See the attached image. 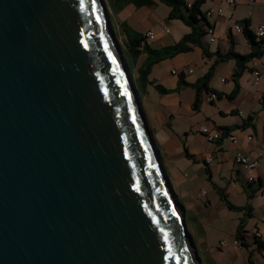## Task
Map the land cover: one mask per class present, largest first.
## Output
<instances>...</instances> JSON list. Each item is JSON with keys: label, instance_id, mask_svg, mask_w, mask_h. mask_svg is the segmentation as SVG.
Instances as JSON below:
<instances>
[{"label": "water", "instance_id": "1", "mask_svg": "<svg viewBox=\"0 0 264 264\" xmlns=\"http://www.w3.org/2000/svg\"><path fill=\"white\" fill-rule=\"evenodd\" d=\"M0 264H202L105 0H0Z\"/></svg>", "mask_w": 264, "mask_h": 264}, {"label": "crops", "instance_id": "2", "mask_svg": "<svg viewBox=\"0 0 264 264\" xmlns=\"http://www.w3.org/2000/svg\"><path fill=\"white\" fill-rule=\"evenodd\" d=\"M153 1L152 5L138 6L129 1L105 0L113 28L122 42L129 38L122 31L123 26L144 36L152 31L154 38H147L146 42L153 50L175 45L191 32L182 21L170 18L169 7ZM236 4H250L256 9L264 5V0H237ZM223 5L224 0H205L201 9L206 6L204 13L212 8L222 10ZM237 7L235 5L233 11ZM234 13L206 18L205 30L209 25L215 30L214 41L209 35L204 37L210 57H205L203 50L195 46L191 51L155 63L149 75L150 84L142 93V102L171 185L183 205L186 222L194 229L190 233L196 246H202L200 252L209 255L213 264H222L225 257L233 259L243 252L245 264H249V256L253 264H264V249L259 248V243L264 244V55L257 66L259 81H256L255 69H246L233 99L229 96L235 89L233 74L237 63L234 59L216 63L218 58L212 55L227 53L231 39L235 42V52L249 54L251 47L244 33L235 32L233 27L249 19L254 31L264 26V20L256 22L253 13L234 19ZM146 58L147 55L142 54L136 66L139 63L140 67ZM213 64L216 66L209 89L220 97L210 102L207 93L202 91L197 100V92L190 84L203 77ZM248 66L252 68L251 63ZM181 75L189 85L178 89ZM157 85L169 91L162 93ZM200 127L217 128L222 132L226 128L236 137V143L225 135L210 142L199 132ZM239 154L258 161L259 165L254 169L239 165L236 162ZM208 159L211 161L207 162ZM251 177L253 181L249 180ZM223 197L241 210L230 208ZM229 229L233 230L230 247L220 246L223 242L220 241L208 248L214 234L221 235ZM239 231L243 240L235 245ZM256 232H260V239L256 238Z\"/></svg>", "mask_w": 264, "mask_h": 264}, {"label": "trees", "instance_id": "3", "mask_svg": "<svg viewBox=\"0 0 264 264\" xmlns=\"http://www.w3.org/2000/svg\"><path fill=\"white\" fill-rule=\"evenodd\" d=\"M116 1H120V2L129 1L137 4L138 6L152 5L154 3L153 0H116ZM158 1L170 8L171 19H177L182 21L185 25L191 28V32L186 34L183 37V39L180 42L176 43L175 45L167 46L159 50H153L149 47V45L146 42V39L148 38L147 36L136 33L131 29H129L127 26H123L121 28L122 31L126 33V35H128L129 37L127 41H123L124 46L122 47V50L125 59L128 63V66L130 68V72L133 77L134 84L139 91L140 98L144 89H146L148 84H150L149 75L151 73V69L153 65L158 61H161L165 58L173 57L180 53L191 51L195 46H198L203 50V54L205 57L206 56L210 57L208 48L204 42V37L207 35L205 30V26H206L205 23H207V21L204 12L201 9V6L205 2V0H194L191 6H188L187 4L188 0H158ZM240 23L242 24L243 27V33L250 44L251 47L250 53L246 55H241L235 52L234 50L235 42L234 40L231 39L230 49L227 53L221 54L220 52H216L212 54L214 56H217L218 58L216 63L231 59H234L237 63V69L233 74L235 89L233 93L230 94L229 96L230 99L235 98L239 92V79L242 73L246 69H250L251 71H254L253 68L251 67L249 68L248 64L251 63L255 58H260L264 55V37H258L255 35L254 31L251 30L250 28L251 24L249 19H244ZM115 33L117 37H119L116 30ZM142 54H146L147 58L143 62V64L137 68L138 76L134 77L133 70L136 66L139 57ZM128 56L131 58L134 64L133 67H131V65L129 64ZM215 66L216 64H213L209 69V71L203 77H201L195 83L190 84L197 92V100L199 94L202 91H205L207 94L214 93V92H210L211 90L209 89V83L213 76ZM187 85L189 84L185 81V78L181 75L179 77L178 89H181L182 87H185ZM156 87L162 93H167L169 91L161 87L160 85H157ZM217 96L218 98L220 97V95L218 94ZM244 126L246 125L243 124V127ZM223 130H224V135L227 136L229 134V130H227L226 128H223ZM223 198L225 199V201L227 202L230 208L241 210L240 208L230 204L225 197ZM237 240L239 242L243 240V235L241 234L240 231L237 233ZM259 248L264 249V244L259 243ZM248 263L253 264L250 256Z\"/></svg>", "mask_w": 264, "mask_h": 264}, {"label": "built area", "instance_id": "4", "mask_svg": "<svg viewBox=\"0 0 264 264\" xmlns=\"http://www.w3.org/2000/svg\"><path fill=\"white\" fill-rule=\"evenodd\" d=\"M226 1L230 5H235L237 3V0H226ZM192 2H194V0H188L187 1L188 6H191ZM221 12H222L221 9L212 8V9L208 10L207 12H205L204 14H205V17L208 18V17L214 16L215 14H220ZM233 29L237 33L243 32V27L240 24H235ZM206 33H207V35L211 36V41L215 40V38H214L215 30H214V27H212V25L207 26ZM254 33L258 37H264V26L263 25L258 26L254 30ZM146 35L150 39L154 38V34H153L152 31H149ZM260 62H261L260 58H255L251 62L252 68L255 69L254 75L256 77V81H259V79H260V72L257 70V66H258V64ZM173 73H176V71H173ZM207 95H208L207 96L208 100L210 102H214V101H216L218 99V96L215 93H209ZM263 127H264V123H263ZM199 132L201 134L205 135L207 140L210 141V142H216V141H218V140H220V139H222L224 137V132H222V130H219L217 128L200 127L199 128ZM226 137L229 140H231L233 143H236V137L233 134H228ZM248 139L251 140L252 137L249 136ZM210 161H211L210 159L207 160V162H210ZM236 162L239 165L245 166V167H247L249 169H254V168H256L259 165L258 161L251 160L249 157L244 156V155H240V154L236 157ZM249 180L253 181L254 178L251 177ZM255 236L260 239L261 238L260 232H256ZM224 244H225V242L223 241L221 243V245H224ZM234 244L235 245H239L240 242L238 240H235Z\"/></svg>", "mask_w": 264, "mask_h": 264}, {"label": "rangeland", "instance_id": "5", "mask_svg": "<svg viewBox=\"0 0 264 264\" xmlns=\"http://www.w3.org/2000/svg\"><path fill=\"white\" fill-rule=\"evenodd\" d=\"M237 5V10L233 11V8L234 6ZM235 5H230L227 3L226 0H224V5H223V8H222V15H231L232 13L235 14V17H242V16H248L249 13H253L254 14V18L256 19L255 21H263L264 20V5H262V7H256V9H254L250 4L249 5H239V4H235ZM206 6H203L202 7V10L206 9L205 8ZM112 20V19H111ZM115 29V28H114ZM207 37V35L205 36ZM118 40H119V43L121 44V47H123V42H122V38H120V36L118 37ZM128 61H129V64L131 65V67L134 66L131 58L128 56ZM140 62V61H139ZM139 65V63H138ZM138 65L135 66L134 70H133V73H134V77H137L138 74H137V68H138ZM141 98H143V94H141ZM143 100V99H141ZM144 104V102H142V105ZM144 106V105H143ZM213 194V197H214V193ZM187 227L189 229L190 232H193L194 229H192L190 223L188 222L187 223ZM208 228H211L210 226H208ZM233 233V230L232 229H229L228 232H224L222 233L221 235H216L214 234L213 235V238L209 239V243L208 245V248L210 249L211 247H215L213 245H216L218 243H220V241H224L225 244L224 245H221L220 243V246L222 247H225V248H228L230 247L233 243H232V235ZM194 239V238H193ZM195 242V240H194ZM196 244V242H195ZM205 247V246H204ZM200 248H202V246H196V250L198 251V255L199 257L201 258V261H202V264H213V261L212 259L209 257V255H207L204 251H202V253L200 252ZM244 254L242 253H239L238 256H236V258H230V257H225L223 260H222V264H245V252H243ZM219 255V252L216 250L215 251V256ZM208 256V258H206ZM206 259H209L210 262H208Z\"/></svg>", "mask_w": 264, "mask_h": 264}]
</instances>
